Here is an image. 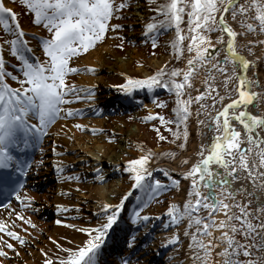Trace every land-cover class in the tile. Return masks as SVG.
Here are the masks:
<instances>
[{
	"label": "snow or ice",
	"instance_id": "1",
	"mask_svg": "<svg viewBox=\"0 0 264 264\" xmlns=\"http://www.w3.org/2000/svg\"><path fill=\"white\" fill-rule=\"evenodd\" d=\"M22 2L34 14L33 22L42 24L50 35L40 38L45 60L30 58L32 48L25 39L26 33L19 25L17 14L0 0V25L11 34L10 40L0 41V168L11 167L14 156L10 146L16 145L21 135L23 137H27L29 133L43 135L62 111L67 116L76 114V110L72 108H62L71 100L82 98L77 94V85L74 81L66 83L70 74L81 70L70 61L94 48L98 42H102L109 29L122 27L110 21L114 17H119L122 14L121 9L129 5V0H22ZM153 11L162 18L156 19L154 16L150 19L144 26L145 35L156 33L160 28L174 27L176 37L171 41L173 51L178 54L179 59L183 51L187 50L190 54L186 60L187 67L183 70L180 68L167 70L162 67L143 78L128 76L116 87L126 93L145 87L151 92L157 86L174 92L175 106L172 109L175 114L174 121L166 120L159 113H149L144 119L159 117L160 123L166 128L170 123H176V129L168 128L175 138L181 136L179 126L184 124L182 134L186 141L188 137L186 121L191 114L190 106L194 102H201L197 122L205 123L199 118V112H204L209 121L207 127L213 131L211 142L200 145V151L197 153L199 158L196 162L191 163L190 168L181 173L190 181V188L182 205L170 203L166 209L170 223L177 225L184 220L187 221L183 231L185 236L190 237L188 247L192 250V264H264V207L255 210L249 208L248 204L251 201L242 202L236 199L238 193L246 191L244 185L232 187V182L241 179L243 173L244 178L251 180L253 185L259 181V187L264 189V171L260 170L264 169L262 135L264 112L254 114L249 110V105L257 106L255 101L261 95L260 92L253 91L254 86H259V80L248 77L247 69L250 65L254 66V61L241 55L238 47L245 45H238L236 41L238 35H246L249 32L264 33V0H166ZM225 13H230L232 20H236L239 15L240 27L244 31L238 33L233 29L225 18ZM185 18L187 31L181 28ZM214 31L220 35L213 38L210 33ZM185 39L188 41L186 47L183 43ZM213 39L216 43H212ZM247 43L264 44V40H250ZM4 44L10 45L11 54L21 62L18 68L22 79L5 67ZM155 46L153 37V47ZM221 48L226 54L221 59H216L220 56ZM210 49L215 52H210ZM248 51L252 52L253 49L248 48ZM229 63L232 64L231 69L228 67ZM237 65L241 69L239 72L236 71ZM204 66H210V70L202 81L203 90H198L193 97L188 90L193 87L195 76ZM86 70L95 69L88 66ZM216 73L222 74L220 84L216 83ZM8 78L18 81L19 86L11 85ZM221 86L224 89L223 94L220 91ZM83 90L93 91L91 88ZM205 99L210 100L211 107L207 103H202ZM226 99L227 103H224ZM163 103L160 102L161 105ZM29 116L34 117L38 123L33 124ZM76 127L83 128L84 125L77 124ZM157 135L161 139H166L160 135L158 129ZM27 142V139L23 140V143ZM179 147L184 148L185 143H181ZM155 155L157 154L149 149L145 154L126 161L125 170L131 173L132 188L148 194L149 200L152 196L169 190V184L154 178L152 171L149 170V161ZM171 155L174 157L176 154ZM181 163H188V158H183ZM19 170L17 168V171ZM163 175L170 181L171 186L179 187L178 178L171 176L168 171H163ZM22 187V184L17 185L12 194L21 202V209H27L31 206L29 202L34 198L21 195L18 189ZM217 187L220 189L219 192L214 190ZM205 188L208 189L206 193ZM122 204L123 200L114 206L105 203L104 209L112 211L105 216L104 221L79 229L87 233V239L77 247H65L57 241V247L61 249L62 255L48 257L45 253L43 264H54V260L56 264H98L97 256L103 243L102 238L107 236L108 230L118 221ZM141 204L147 207V201L143 199ZM61 210L67 211L63 205L57 209ZM132 212L133 223L138 224L149 219L148 214L141 216L139 206ZM217 213L223 215L218 216ZM11 216L12 214H9L7 220L0 218V257L8 256L10 253L7 250L16 249L13 240L21 245L25 243V238L16 230V221ZM14 216L35 227L22 211H14ZM62 222L57 220V223ZM179 239V235L174 233L168 243H176ZM134 241L133 236L128 240L129 245ZM220 245L223 246L219 247ZM217 247L219 251H215ZM255 249H259V252ZM41 251L43 252V249ZM213 254L222 259L214 260ZM241 256L245 259H241ZM0 264H3L2 260ZM122 264H128V260L125 259Z\"/></svg>",
	"mask_w": 264,
	"mask_h": 264
},
{
	"label": "bare ground",
	"instance_id": "2",
	"mask_svg": "<svg viewBox=\"0 0 264 264\" xmlns=\"http://www.w3.org/2000/svg\"><path fill=\"white\" fill-rule=\"evenodd\" d=\"M131 14L132 24H142L144 22L146 9L143 0H135ZM131 33H136V31H131ZM224 39L225 41L227 40V35ZM236 41L240 45L237 39ZM30 47L32 48L30 54L39 56L37 55L36 39L30 43ZM218 47L220 46L218 45ZM238 51L250 61L255 58L254 54L244 52L242 47H238ZM110 52L111 47L109 42H107L97 46L79 59L81 70L79 77L76 78V85L77 94L82 98L80 100L73 99L62 106V108L76 110V114L67 116L62 111L61 115L48 126L45 134L40 135L37 133L38 144L36 143L37 145L34 149V160L31 169L32 179L29 181V185L21 192V195L34 198L29 202L31 206L27 209H21V202L14 199L9 207L0 211V218L5 220L9 218V214H12L11 218L16 221V230L25 238L23 245L15 240L12 241L16 245V249H9L7 250L10 253L8 256L0 257L3 264H43V260L46 258L45 253H47L48 257L62 255L61 249L57 247V241L65 247L79 246L88 238L87 233L81 232L79 229L102 223L107 215V210L104 209L103 205L105 203L116 205L127 194V191L124 190L123 165L126 164V161L123 154L127 151L128 133L125 135L124 128L118 125L116 129L119 134L117 135L116 145L105 139L104 133L92 136L93 126L101 127L103 119L92 120L86 107L97 103H110L109 100L115 95L116 90L114 87L123 80V75L119 72L120 69L130 63L131 57L141 55L142 51L141 48L133 49L129 53V58L117 52L114 61L109 60ZM214 52L215 50H213ZM256 52L259 58L264 56L262 47L258 48ZM225 54L226 52L221 48L220 56L216 57V59H221ZM257 59L253 60L254 66L250 65L247 69L249 78L259 80V86L253 87V91L261 93L255 101L257 106L253 109L249 105V110L254 114L264 112V72L263 65L255 61ZM163 60V58H153L150 61L152 64L158 65ZM88 66H93L95 70L87 71ZM228 67L231 69L232 64L229 63ZM238 70L241 71L237 65L236 71ZM211 71L213 72L214 70ZM144 73L147 74L148 72L145 70ZM66 83L70 84V78ZM89 87L96 88L95 94L91 95V92L83 90L89 89ZM201 90H203V87H201ZM220 91L224 92L223 87H221ZM117 100H120V98ZM202 103L209 104L211 102L205 99ZM224 103H227V99ZM219 106L218 103L217 107ZM193 118L194 122L190 128L192 134L190 150L177 157L173 164H162L164 168L173 174L176 173V178L182 181V188L180 187L179 192H176L171 197L172 199L170 198L171 203H179L181 205L187 199L186 194L190 188V181L185 179L181 173L188 170L191 163L196 162L199 158L197 153L200 151V145L202 143H210L213 137V131L207 127L209 121L205 114H201V117H199L205 121L204 124L197 122L195 114ZM29 120L35 124L36 119L34 117L29 116ZM117 121L121 122V119L117 118ZM77 124L84 125V127L78 128L76 127ZM240 128L243 133L242 126ZM185 157L188 158V163L182 164L181 160ZM115 163L120 165L121 171L114 170ZM260 170L264 171V169ZM96 171H100V173L96 174ZM221 172H223L222 169ZM68 176L76 178L68 179ZM241 177V179L232 182V187L238 188L240 185H244L246 191L238 193L236 199L242 202L251 201L248 207L253 210L264 207V189L259 187V181H257L256 185H253L251 180L244 178L243 173ZM70 180L73 181L70 182ZM40 190H43V193H40ZM214 190L220 191L219 187ZM207 191L208 189L205 188L204 192L206 193ZM61 205L67 211H57ZM41 209L42 211H40ZM14 211H22L25 216L31 219L35 227L16 218ZM217 215L222 216L223 213H217ZM57 220L63 222L57 223ZM122 223L121 221L114 223L113 232L111 231L112 233L109 234V229L107 236L102 238L105 241L102 244L105 246V244L110 245L109 239L115 241L117 237H120V241L114 242L113 246H111L113 248L115 245L112 260H116L114 254L118 251L119 245L117 244L123 242L121 235L130 230V228L123 226L124 223ZM152 224L154 230V234L150 235V237H153L152 245L147 246V248L133 247L129 251L130 255H137L142 260H152L159 248L168 247L166 256L160 261V264H192V250L188 247L190 237L185 236L183 231L187 221L184 220L177 225H173L170 223V219L164 221L158 219L152 220L148 226ZM71 225H76V227H71ZM148 226H145V229L140 231L138 237L135 236L140 243L146 239L147 231H149V229L147 230ZM174 233L179 235V241L168 243L169 238ZM108 236L110 237L108 238ZM257 241H259V237H257ZM222 246L220 245L219 247ZM219 247L215 251H219ZM41 249H43V252ZM107 250L103 248V254ZM255 251L259 252V249H255ZM103 254L99 255L100 261L104 260ZM106 257H108L107 254ZM111 259H108V261H111ZM213 259L220 260L222 258L213 254ZM241 259H245V257L241 256ZM54 264H56L55 260ZM102 264H105V262Z\"/></svg>",
	"mask_w": 264,
	"mask_h": 264
},
{
	"label": "rangeland",
	"instance_id": "3",
	"mask_svg": "<svg viewBox=\"0 0 264 264\" xmlns=\"http://www.w3.org/2000/svg\"><path fill=\"white\" fill-rule=\"evenodd\" d=\"M145 3V9H146V16L144 19V22L142 24H132V14L131 9L132 5L135 3V0H129V5L121 9V15L119 17H114L110 23H116L122 25V27L117 29H109L108 33L105 36V39L102 42H98L94 48H91L88 52L95 49L97 46H101L107 42H109L111 47V52L109 55V60L114 61L116 53H121L126 58H129V53L133 49L141 48L142 54L139 56L131 57L130 63L128 65H125V67H122L120 69V73L123 75V80L118 83L122 84L125 79L128 76H132L135 78H143L148 75H151L155 73L157 70L161 69L162 67L166 68L167 70H171L172 68H180L185 69L187 67L186 60L189 57V53L187 50L183 51V54L180 55V58L177 59V53L173 51L172 43L176 37V32L174 27L173 28H160L158 32L153 34L145 35L144 32V26L147 22H149L150 19H152L154 16L156 19H161L159 15H157L153 9L159 5L160 3L166 2V0H152L150 3L149 0H143ZM3 3L5 6H8L9 8L13 9V11L17 14V20L19 22V25L21 29H23L24 32L27 34L29 32H34V30H38L39 33L44 37H48L50 33L47 31V29L42 25L35 24L34 21V14L26 8V6L23 4L22 0H3ZM225 18L228 20V23H230L238 33L244 31L240 27V20L241 17L238 15L236 20H232L230 13H225ZM14 27V25H12ZM181 28L184 31H187V19L185 18L181 23ZM131 31H136V33H131ZM26 34V36H27ZM32 35L31 33H29ZM10 33H7L3 26L1 25V32H0V41L4 40H10L11 37H9ZM210 35L215 38L216 36L220 35L219 32L214 31L210 33ZM25 36V37H26ZM153 37L155 38L156 46L153 47ZM226 37V35H225ZM224 37V38H225ZM236 39L239 41L240 45H245L243 48L244 52L251 53L255 55L254 59L256 62L261 63L263 65V72H264V56L259 58L257 56V49L262 47L264 49V44H248L247 42L250 40H264V33H247L246 35H238ZM187 39L183 42L185 47L187 45ZM216 40L213 39L212 43H215ZM248 48H252L253 51L249 52ZM40 57L39 59L41 61L45 60L44 52L42 45L40 43ZM117 50V51H115ZM211 52H213V49H210ZM86 53L80 54L78 57H74L70 63L76 65L79 67V59L86 55ZM127 53V54H126ZM7 54V56H6ZM194 54V53H193ZM6 64L5 67L8 66L10 68H7L10 71H13L17 76H20L21 79L23 78L21 73L19 72L18 66L21 64V62L16 58V56L12 55L10 52V45L4 44V52H3ZM153 58H163V62L161 64L155 65L151 63V59ZM252 60V61H253ZM147 71L148 73L145 74L144 71ZM210 70V66H204L201 67L195 76L193 80V87L188 90V92L195 97L198 90H201V87H204L202 84V81L206 78ZM215 72V70L213 71ZM239 72V70L237 71ZM80 71L76 73H72L69 75L68 79L70 78V83L75 82L76 84V78L79 77ZM222 74L216 73V83L220 84V76ZM205 76V78H204ZM67 79V80H68ZM177 79H182V77H177ZM9 81L12 82V84L19 86L18 81H14L11 78H8ZM66 80V81H67ZM222 87V86H221ZM93 89L91 91V95L95 94L96 88L95 87H89ZM115 95L113 98L122 97V101H125V105L119 106V101L116 103V105H109L106 108L109 109L108 112H101L104 106L101 105L96 107H86L88 110H93V113H91L90 118L92 120H99L103 119V125L101 127L93 126V130L91 131L92 136H98L100 134L104 133V138L107 139L110 143L117 144V135L119 132H117V126H122L125 131V135H127V144H126V150L123 154L125 161L135 158L139 155L145 154L149 149L156 153L157 155L153 156L152 159L149 161L148 167L149 170L152 171L154 178H159L162 181H165L169 184V190L162 191L160 195L154 197H151L149 200L148 194L145 192H142L138 189H133L132 184L133 181L131 179V173L126 171V164L123 165V176L125 177V185L124 190L127 191V194L124 195L123 198V204L122 209L119 215L126 216V218H130V221L132 222V225L130 226L131 232L135 233V236L140 235V231L143 227L147 226V223L149 224L151 220L153 219H159V220H169V216L166 213V209L169 207L171 203V197L175 195L176 192H179L180 187L182 188V181H180L179 187H173L170 184V181L164 177L163 171H168L171 176L176 177V173L173 174L166 168L162 166V164H173L174 161L179 157L181 154L186 153L188 150H190L191 146V139L192 134L190 131V128L192 126V123L194 122V114L197 116V112L200 107V102H194L191 107V114L189 116V119L186 121L187 124V130H188V137L185 141L183 137V129L184 124H181L179 126L181 131V136L179 138H175L172 135V132L168 131V128L176 129L177 125L176 123H170L168 125V128L165 127V125H162L160 123L159 117H154L151 120H145L144 117L148 115L149 113H159L161 116H163L166 120H175V114L173 113L172 109L175 106V93L170 92L168 89L163 88L162 86L154 87V89L149 92V90L145 87L142 89H135L131 93H126L121 91L118 87H114ZM221 89V88H220ZM224 92H221L223 94ZM128 97H127V96ZM163 101L164 103L161 105L160 102ZM209 107H211V103H209ZM250 108H255L252 105ZM97 111V112H96ZM201 114H204V112H199V117H201ZM117 118L121 119V122L117 121ZM155 126V127H153ZM127 129V130H126ZM128 129H130L128 131ZM157 129L160 132L161 136L166 137V139H161L160 136L157 135ZM111 138V139H110ZM174 141V142H173ZM181 143H185L184 148H180L179 145ZM139 146V147H138ZM141 148L143 151H141ZM171 153H175L176 155L173 157ZM121 163V161H119ZM118 162V163H119ZM115 163L114 170H122L120 168V165ZM119 165V166H118ZM118 167V168H117ZM102 169V168H101ZM96 174H99V172H95ZM73 180H70V182ZM40 193H43V190H40ZM125 193V192H124ZM171 198V199H170ZM187 198V194H186ZM141 199L144 201H147V207H144L141 204ZM121 202L120 200L117 202V204ZM114 206V205H113ZM141 208V216L144 214L149 215V219L147 221H140L138 224L133 223L131 217L133 215L132 210L137 207ZM42 211V209L40 210ZM112 211V209H108L106 212L109 214ZM49 217V216H48ZM149 236L154 234V230L151 229L148 231ZM125 237H131L125 235ZM147 238L143 243L142 246L147 247L149 245H152L153 239ZM139 242V239L135 238V241L129 245V243H126V247L128 250H130L132 247L136 246ZM128 260V264H160V259L157 261H143L140 259V257L136 256H130L126 258ZM125 260V259H124Z\"/></svg>",
	"mask_w": 264,
	"mask_h": 264
},
{
	"label": "water",
	"instance_id": "4",
	"mask_svg": "<svg viewBox=\"0 0 264 264\" xmlns=\"http://www.w3.org/2000/svg\"><path fill=\"white\" fill-rule=\"evenodd\" d=\"M211 52V50H209Z\"/></svg>",
	"mask_w": 264,
	"mask_h": 264
}]
</instances>
